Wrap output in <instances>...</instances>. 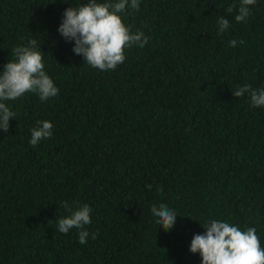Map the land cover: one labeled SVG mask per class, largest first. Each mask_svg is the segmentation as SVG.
<instances>
[{
	"label": "trees",
	"instance_id": "trees-1",
	"mask_svg": "<svg viewBox=\"0 0 264 264\" xmlns=\"http://www.w3.org/2000/svg\"><path fill=\"white\" fill-rule=\"evenodd\" d=\"M88 2L0 0V71L35 40L58 89L5 102L15 116L0 129V264H201L190 243L210 220L254 227L264 250V106L233 95L264 90V0L240 23L226 11L240 0H139L118 15L147 43L108 71L57 30ZM45 120L52 136L30 145ZM65 202L91 209L85 244L81 229L57 230ZM161 204L178 215L168 231L151 213Z\"/></svg>",
	"mask_w": 264,
	"mask_h": 264
},
{
	"label": "clouds",
	"instance_id": "clouds-1",
	"mask_svg": "<svg viewBox=\"0 0 264 264\" xmlns=\"http://www.w3.org/2000/svg\"><path fill=\"white\" fill-rule=\"evenodd\" d=\"M255 3L256 0H240L238 7L232 4L226 11L229 14L235 11L234 19L240 23L250 15L248 6ZM126 7L138 9L139 0H130V3L129 0H118L115 3L110 0L105 3L89 0L87 4L68 7L57 30L66 40L74 41L73 53L82 55L92 68L112 70L124 62L125 47L138 45L143 48L147 43L142 32L130 33V29L122 22L118 14L125 11ZM218 25V32L223 33L229 28L230 21L221 17ZM239 43L243 44L244 41ZM229 46L236 47L237 41H229ZM35 48V40H30L27 46L14 47V59L8 61L0 71V129L4 132L9 129V118L15 116L6 101H15L26 92L38 93L42 101L58 94V89L44 71L42 55ZM245 93H249L252 107L264 106V90H253L245 85L233 95L242 97ZM52 128L53 124L49 121H37V127L31 130L29 144L36 146L42 139L50 138ZM147 187L150 189L151 185ZM64 207L71 215L59 219L57 230L67 234L70 229H81L79 243L85 244L89 233L83 229L91 222L90 207L84 205L72 211L67 202ZM151 213L164 231L173 228L178 216L174 210L163 204L159 207L153 205ZM204 229L203 234L192 238L189 248L191 253H200L201 264H264V250L260 247L254 227L241 231L228 222L210 220ZM92 238L95 239V234Z\"/></svg>",
	"mask_w": 264,
	"mask_h": 264
}]
</instances>
